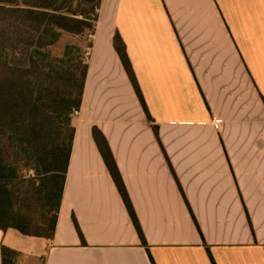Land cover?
Here are the masks:
<instances>
[{
	"label": "crops",
	"instance_id": "1",
	"mask_svg": "<svg viewBox=\"0 0 264 264\" xmlns=\"http://www.w3.org/2000/svg\"><path fill=\"white\" fill-rule=\"evenodd\" d=\"M88 64L54 239L0 229V264L8 235L21 264H264V0H102Z\"/></svg>",
	"mask_w": 264,
	"mask_h": 264
},
{
	"label": "trees",
	"instance_id": "2",
	"mask_svg": "<svg viewBox=\"0 0 264 264\" xmlns=\"http://www.w3.org/2000/svg\"><path fill=\"white\" fill-rule=\"evenodd\" d=\"M102 0H0V229L54 239L64 196L89 64L85 47L66 36H90L93 46ZM114 45L152 121L126 44ZM156 134L158 128L154 127ZM94 139L147 246L108 140ZM77 223V222H76ZM83 237V235H82ZM210 253V250L208 249ZM22 253L2 247V264H21ZM213 264H215L212 258ZM153 264H155L153 262Z\"/></svg>",
	"mask_w": 264,
	"mask_h": 264
},
{
	"label": "rangeland",
	"instance_id": "3",
	"mask_svg": "<svg viewBox=\"0 0 264 264\" xmlns=\"http://www.w3.org/2000/svg\"><path fill=\"white\" fill-rule=\"evenodd\" d=\"M77 40H79V42L81 43L82 47H85L86 50H85V53L87 52V47H88V44H89V40H90V36L88 35H84L82 37H79V38H74L72 36H66L65 37V40L64 42L62 43V45H58L57 47L53 48V51L56 53H60L62 52V49H63V46L65 43H67V41H70V42H76ZM85 56V55H84ZM77 115L75 114L74 117H76ZM12 235H8L7 239H6V246L10 248V245L12 243ZM23 238H25L26 240H32L33 238L31 237H27V236H24ZM38 241L40 242V239H38ZM37 241V242H38ZM29 244V247H30V242H28ZM20 245V244H18ZM22 247V246H20ZM24 247V246H23ZM38 247H39V243H38ZM35 251V250H34ZM39 251V250H38ZM23 256V255H22Z\"/></svg>",
	"mask_w": 264,
	"mask_h": 264
},
{
	"label": "built area",
	"instance_id": "4",
	"mask_svg": "<svg viewBox=\"0 0 264 264\" xmlns=\"http://www.w3.org/2000/svg\"><path fill=\"white\" fill-rule=\"evenodd\" d=\"M90 58H91V48H88L87 52L85 53V57H84L85 62L88 63ZM78 114H79V112H76V115H78ZM218 123L219 122L217 121L215 124L216 128H218V126H219Z\"/></svg>",
	"mask_w": 264,
	"mask_h": 264
}]
</instances>
